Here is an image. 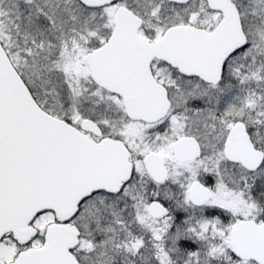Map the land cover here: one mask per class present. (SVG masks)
<instances>
[{
    "label": "snow or ice",
    "instance_id": "6c2138e0",
    "mask_svg": "<svg viewBox=\"0 0 264 264\" xmlns=\"http://www.w3.org/2000/svg\"><path fill=\"white\" fill-rule=\"evenodd\" d=\"M0 264H264V0H0Z\"/></svg>",
    "mask_w": 264,
    "mask_h": 264
}]
</instances>
